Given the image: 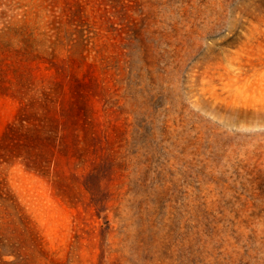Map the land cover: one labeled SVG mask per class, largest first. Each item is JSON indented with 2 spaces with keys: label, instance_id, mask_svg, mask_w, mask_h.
<instances>
[{
  "label": "rangeland",
  "instance_id": "obj_1",
  "mask_svg": "<svg viewBox=\"0 0 264 264\" xmlns=\"http://www.w3.org/2000/svg\"><path fill=\"white\" fill-rule=\"evenodd\" d=\"M0 264H264V0H0Z\"/></svg>",
  "mask_w": 264,
  "mask_h": 264
}]
</instances>
